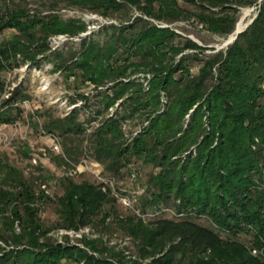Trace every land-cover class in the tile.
Returning <instances> with one entry per match:
<instances>
[{"label": "trees", "instance_id": "trees-1", "mask_svg": "<svg viewBox=\"0 0 264 264\" xmlns=\"http://www.w3.org/2000/svg\"><path fill=\"white\" fill-rule=\"evenodd\" d=\"M53 1L52 9L61 1L106 19L125 9L139 15L127 24L103 26L110 31L103 42L83 38L78 52L66 53L51 50L47 38L78 36L87 30L85 20L30 14L21 5L0 12V33L14 31L0 44V69L17 66V55L39 67L41 55L66 78L105 88L94 114L117 105L93 129L86 151L111 174H118L130 157L158 169L150 174L147 197L140 203L141 213H151L152 219L145 224L115 214L135 254L111 250L99 239L81 240L88 251L52 242L46 237L51 229L105 225L115 211L111 187L64 177L62 194L52 200L58 221L46 228L38 213L51 198L4 158L0 242L11 248L0 246V264H264V0ZM243 7H255L253 20L224 50L205 54L208 48L170 27L192 20L209 33L229 36ZM193 62L200 65L194 75ZM139 73L147 75L146 86ZM162 96L166 104L159 113ZM26 99L22 89L12 90L0 106V126L20 119L18 103ZM141 115L148 124L128 140L124 121ZM41 126L43 133L61 139L65 158L55 161L69 167L84 154L86 128L77 110L49 115ZM162 207L173 209V215L165 217ZM203 217L210 226L196 221ZM240 233L251 236L249 246L234 239Z\"/></svg>", "mask_w": 264, "mask_h": 264}, {"label": "rangeland", "instance_id": "rangeland-1", "mask_svg": "<svg viewBox=\"0 0 264 264\" xmlns=\"http://www.w3.org/2000/svg\"><path fill=\"white\" fill-rule=\"evenodd\" d=\"M52 4H54L53 0H3L0 1V12L4 13L6 10H11L21 5L27 7L30 14L46 15L51 13L65 20L70 18L85 20L87 30L78 36L69 37L61 34L47 38L46 42L51 50H62L66 53L68 51L78 52L83 38L87 40L91 38L98 42H103L110 33L109 30L102 29L103 26L120 22L127 24L135 16L139 15V12L134 9H125L117 13L116 17L106 19L96 13L65 7L61 1H57L53 9ZM255 13V7H243L239 12L237 22L242 21L244 27ZM155 23L162 26L165 25V23L158 21H155ZM170 27L180 34L182 38H189L197 44L208 48L204 51L205 54L224 50L227 47L224 43L229 36L209 33L192 20L176 21L171 23ZM13 32V30L6 29L0 33V44L9 40ZM209 48L213 50H209ZM37 58L41 59L39 67L31 64L29 60L23 59L21 55H17V66L0 69V85L2 86L0 106L9 98L12 90L16 87L22 89L28 95V99L18 103L22 109L20 119L0 126V160L6 158L11 164L20 168L25 177L32 178L36 191L43 190L51 198V201L43 203L38 213L41 222L46 228L54 226L58 221L56 204L52 200L62 194V180L64 177H68L75 182L88 181L95 184L103 181L108 182L116 202L114 204L115 211L106 218L107 223L105 225L100 223L88 225L85 227L86 229H83L82 232L78 231V233L72 230L51 229L46 234V237L52 242L78 245L85 250L87 248L81 242L83 238L85 240L99 239L98 241H101L103 246L111 250H121L124 253L135 254V245L132 239L125 236L120 230V226L116 222V215L121 219L129 215L135 216L142 219L145 224L149 219H152L151 213H141L140 203L143 198L147 197L150 174L156 173L158 169L151 164L143 162L141 159L130 157L129 163L118 174L104 171L103 165L97 163L86 150L89 149L90 134L93 129L99 124L102 117H107L114 113L117 104L108 108L101 115L94 114V110L101 99L99 96L100 91H104L105 88L95 90L92 85L81 83L79 79L75 81L72 77L66 78L65 74L54 71L53 64L48 57L43 58L38 55ZM190 66L191 73L193 75L197 74L200 65L193 62ZM136 76L143 82V86H146L143 78L147 79V75L139 73ZM81 94L83 95L82 97L80 96ZM84 97H87V100ZM160 102L161 110H159V113L165 107L166 98L162 96ZM72 110L78 111V120L84 122L86 128L82 144L84 154L78 156L72 162L74 167L65 168L62 163L54 159L59 156L51 150V145L55 138L43 133L41 125L43 118L49 115L63 117ZM185 118L187 119L188 115ZM147 124L145 115H141V117L124 121L122 129L129 140L130 137L135 136ZM56 140L63 151L61 139L56 137ZM73 170H75V173ZM262 174L264 182V167ZM109 207V204L105 206L106 209ZM161 211L165 217H171L174 213L173 209L164 207H162ZM154 214L157 213L154 212ZM196 221L202 225L210 226V222L205 217L196 219ZM16 231H19L17 225ZM234 239L243 242L247 246L251 242V236L243 233L238 234ZM0 246L2 248L6 247L2 242H0ZM6 248L9 249L11 247ZM249 249L251 254L257 253L256 248L251 249L249 247ZM92 253L97 255V253L90 252V254ZM1 255L2 253H0Z\"/></svg>", "mask_w": 264, "mask_h": 264}, {"label": "built area", "instance_id": "built-area-1", "mask_svg": "<svg viewBox=\"0 0 264 264\" xmlns=\"http://www.w3.org/2000/svg\"><path fill=\"white\" fill-rule=\"evenodd\" d=\"M52 138H54V137H52ZM51 150H52V152L56 153V154L59 155L60 157L65 158V156H64V154H63V151H62V148H61L60 144L58 143V141L56 140V138H55V140L53 141V143H52V145H51ZM63 166L66 168L65 165H63ZM71 166L74 167V165H72V163H71ZM73 172L75 173V170H73ZM103 182H104V181H103ZM100 183H101V182H100ZM104 183H108V182H104ZM108 185L110 186V184H108ZM83 229H86V228H83ZM83 229H80V230H78V231H79V232H82ZM78 231H76V233H78Z\"/></svg>", "mask_w": 264, "mask_h": 264}, {"label": "water", "instance_id": "water-1", "mask_svg": "<svg viewBox=\"0 0 264 264\" xmlns=\"http://www.w3.org/2000/svg\"><path fill=\"white\" fill-rule=\"evenodd\" d=\"M252 20H253V18L247 24H245L244 27H241V28H237V23H236L234 31L229 35V37H228L227 41L224 43V45L227 46L230 43H232L237 38V35L239 33H241L242 31H244L245 28L252 22Z\"/></svg>", "mask_w": 264, "mask_h": 264}, {"label": "bare ground", "instance_id": "bare-ground-1", "mask_svg": "<svg viewBox=\"0 0 264 264\" xmlns=\"http://www.w3.org/2000/svg\"><path fill=\"white\" fill-rule=\"evenodd\" d=\"M241 27H243V23H242V21H239L237 24V28H241Z\"/></svg>", "mask_w": 264, "mask_h": 264}]
</instances>
